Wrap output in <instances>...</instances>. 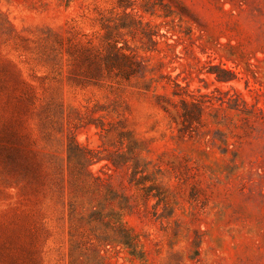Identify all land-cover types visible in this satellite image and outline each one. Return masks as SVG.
I'll use <instances>...</instances> for the list:
<instances>
[{
    "label": "rangeland",
    "instance_id": "obj_1",
    "mask_svg": "<svg viewBox=\"0 0 264 264\" xmlns=\"http://www.w3.org/2000/svg\"><path fill=\"white\" fill-rule=\"evenodd\" d=\"M0 264H264V0H0Z\"/></svg>",
    "mask_w": 264,
    "mask_h": 264
},
{
    "label": "trees",
    "instance_id": "obj_2",
    "mask_svg": "<svg viewBox=\"0 0 264 264\" xmlns=\"http://www.w3.org/2000/svg\"><path fill=\"white\" fill-rule=\"evenodd\" d=\"M71 144H69V146H68V148H67V158H68V160H69V158H70V149L72 148L71 146H70ZM73 148H75L76 150H78V151H81V149L78 147V145L77 144H74L73 145ZM82 152V151H81Z\"/></svg>",
    "mask_w": 264,
    "mask_h": 264
}]
</instances>
